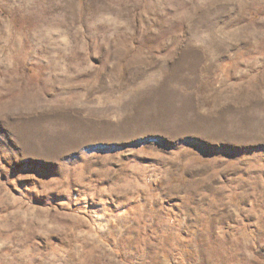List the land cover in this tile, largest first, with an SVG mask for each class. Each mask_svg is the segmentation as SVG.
Listing matches in <instances>:
<instances>
[{"label":"rangeland","instance_id":"obj_1","mask_svg":"<svg viewBox=\"0 0 264 264\" xmlns=\"http://www.w3.org/2000/svg\"><path fill=\"white\" fill-rule=\"evenodd\" d=\"M0 264H264V0H0Z\"/></svg>","mask_w":264,"mask_h":264}]
</instances>
